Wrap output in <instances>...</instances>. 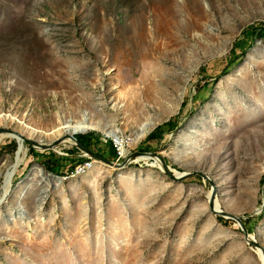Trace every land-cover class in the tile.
Masks as SVG:
<instances>
[{"label": "rangeland", "instance_id": "374dc122", "mask_svg": "<svg viewBox=\"0 0 264 264\" xmlns=\"http://www.w3.org/2000/svg\"><path fill=\"white\" fill-rule=\"evenodd\" d=\"M260 23L264 0H0V127L50 145L76 134L62 120L87 118L132 138V154L206 174L264 247ZM238 97L254 123L242 130ZM24 145L9 183L19 144L0 141V264H263L236 221L211 213L200 176L177 183L150 164L94 159L78 175V149Z\"/></svg>", "mask_w": 264, "mask_h": 264}, {"label": "water", "instance_id": "95a60500", "mask_svg": "<svg viewBox=\"0 0 264 264\" xmlns=\"http://www.w3.org/2000/svg\"><path fill=\"white\" fill-rule=\"evenodd\" d=\"M3 134H12L15 135L21 139H23L25 142H27L33 149L35 150H50V151H55L56 149H50L48 147H37L32 139L25 137V135H23L22 133L13 130V129H9L6 127H0V135ZM58 146L60 147H73L78 149L79 151H81L82 153H85L84 157H87L89 159H94L97 161H100L102 163H105L111 167H116L119 170H123L126 168H129L131 165H134V163L132 162V158L133 157H138V156H148L151 158H159L163 164V171L165 174H167L171 180L177 182V183H182L183 181H185L186 179L193 177V176H200L201 178H203L205 181L209 182L212 185V190H211V195L209 197V208L210 211L213 215L215 216H220L223 217L225 219H229V220H233L236 221L237 224L239 225V227L241 228V231L244 234V240L245 242L252 246V249L254 250H258L261 254H263L264 257V247L258 243V241L253 238L251 234L249 233V230L247 229L245 223H244V217L242 216H237L234 214H230L227 213L225 211H223L222 209L217 210L216 208V202L218 200V188L215 185V183L204 173L202 172H184L182 175H176V173L172 172L171 166L168 164L167 160L157 151H149V152H136L133 153L131 157L125 159L124 162L122 163H118V162H114L112 160H109L105 157H103L102 155H99L98 153L92 151L90 148L85 147L78 139L75 138L73 141H71L70 143H68L67 141H57L56 143ZM137 165V164H135ZM264 264V261H263Z\"/></svg>", "mask_w": 264, "mask_h": 264}, {"label": "bare ground", "instance_id": "6f19581e", "mask_svg": "<svg viewBox=\"0 0 264 264\" xmlns=\"http://www.w3.org/2000/svg\"><path fill=\"white\" fill-rule=\"evenodd\" d=\"M198 6H199V4H196L195 7L198 8ZM248 89L250 90V86L249 85H248ZM246 97H247V99H249L247 94H246ZM248 101H251V99H249ZM235 102L236 103H233L232 106L234 108H236L235 110H238V112L232 117L231 121H233L234 124L235 123L238 124L239 130L240 129L242 130V129L246 128V127H250V126L254 125V123L249 124L247 122L248 116L250 114L249 110L241 108V106L238 107V104H240L242 102L240 97H238ZM62 123L64 125V130H66L67 132L68 131L69 132L73 131V133H78L79 131H84V130L90 129L89 120L87 118L84 119L82 123L68 122V121H65V120H62ZM235 127H237V126L235 125ZM148 130H149V128L147 126H144L142 128L143 138L147 136ZM74 136H75V134L70 135L69 137H65V134L63 132H58V137H59L58 141L63 140V141H67L68 143H70L71 141H73ZM4 140H16L18 142V144H19V151H18V154L16 156L15 166L12 168V170L7 175V180L10 183V181L13 180L14 177H16V174L18 173V171H19V169H20V167H21V165L23 163V159H24V157H25V155L27 153V147L24 145L25 141L23 139L15 136V135H12V134L0 135V141H4ZM132 140L133 139L130 138V141H132ZM33 143L37 147H42V148H44V147H48L50 149H58V148H60V146H58L56 144L57 142H55L53 144H50V145L45 144L43 142H38L37 143L36 141H33ZM127 153L128 152L125 151L124 155H127ZM97 162L102 163L100 161H97ZM132 162L133 163H138L139 162V163H143L144 165H149L150 164V165L154 166L155 168H158L159 170L163 171V164H162V162H161V160L159 158H151V157H148V156H138V157H133L132 158ZM103 164H105V163H103ZM113 168L117 169L116 167H113ZM171 169H172L173 173H176V175L180 176V175L183 174L181 172H178V171L174 170L173 168H171ZM8 190H9V187L7 186V191L5 192V194L8 193ZM5 194H4V196H5ZM210 195H211V193L209 194V197H210ZM4 196H3V198H4ZM1 202H2V200L0 201V203ZM216 208H217V210L221 209V207H220V205L218 203V200L216 202ZM253 238H255V237L252 236V239ZM255 251L258 254L259 258L262 259V262H263L264 261L263 254H261L258 250H255Z\"/></svg>", "mask_w": 264, "mask_h": 264}, {"label": "built area", "instance_id": "2783aa9c", "mask_svg": "<svg viewBox=\"0 0 264 264\" xmlns=\"http://www.w3.org/2000/svg\"><path fill=\"white\" fill-rule=\"evenodd\" d=\"M93 136V138L97 140H101V142H105V144L113 145L116 153L118 154V163H121L122 160L125 161L129 156L132 155V152L128 150V148L133 144L130 139H126L124 136H119L115 131L108 128H92L89 130L79 131L75 134V136ZM128 150L127 155H124V150ZM92 163L85 162L81 165H77L75 168V172L78 175H81L89 168L92 167Z\"/></svg>", "mask_w": 264, "mask_h": 264}, {"label": "trees", "instance_id": "16d2710c", "mask_svg": "<svg viewBox=\"0 0 264 264\" xmlns=\"http://www.w3.org/2000/svg\"><path fill=\"white\" fill-rule=\"evenodd\" d=\"M257 30L259 31V33H258V35H259V37L260 38H264V23H260V24H258L257 25ZM169 124H171L170 122L167 124V125H165V124H163V125H160L157 129H155L154 130V132H152L151 134H150V136L148 137V140H154V139H158V138H160V136L165 132V127L166 126H170ZM83 137H85V142H82L80 139H79V141L85 146V147H88V148H90V149H93V147H94V145H93V142H92V140H94L93 139V136H83ZM105 147V150L106 151H108V149L106 148V145L105 144H103V142H101L100 140H98L97 141V144H95V147H96V149L98 150V154L99 155H102L103 157H104V155H103V153H102V151L104 152V148H102V147ZM108 147V146H107ZM30 151L32 152V153H34L35 154V151H34V149L33 148H30ZM95 151V150H94ZM144 151H146V152H148V151H150V149H147V150H144ZM117 155V154H116ZM35 157H36V155H35ZM89 158H82V159H79V160H81L82 162H86V160H88ZM66 160V159H65ZM90 160V159H89ZM46 166H48V168L49 169H51V170H53L54 171V167H51V166H49L48 165V163H46L45 164ZM71 170H73V168L71 169ZM222 222H224L225 224L227 223V221H224L223 219H220Z\"/></svg>", "mask_w": 264, "mask_h": 264}]
</instances>
